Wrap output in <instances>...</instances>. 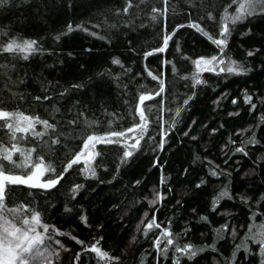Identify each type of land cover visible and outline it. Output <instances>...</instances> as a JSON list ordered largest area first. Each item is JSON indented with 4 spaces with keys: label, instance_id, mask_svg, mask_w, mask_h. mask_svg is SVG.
<instances>
[{
    "label": "trees",
    "instance_id": "1",
    "mask_svg": "<svg viewBox=\"0 0 264 264\" xmlns=\"http://www.w3.org/2000/svg\"><path fill=\"white\" fill-rule=\"evenodd\" d=\"M155 2L156 0H153V3ZM222 2L223 0H204L205 6L198 12L202 15L210 8L215 11ZM173 4L177 5L174 20L171 11ZM74 5L72 8H66L64 0H29V3L20 8L0 10V28L22 33L24 38H36L42 49L52 48L57 53L53 56L42 51L27 62L15 61L18 70L9 75L13 79L17 75L23 76L24 71H27L28 75L24 84L17 86L10 83L9 86L18 87L27 96L29 93L39 94L40 83L37 77L41 81L59 80L66 85L67 82L84 81L91 76L92 83L80 92L73 93L72 98L80 99L82 103L88 104L96 117L101 116L100 105L103 101L104 107L108 109V112L104 114L106 122L108 118H111L112 112L117 110L120 113L126 112L128 105L124 104L125 100L134 108L138 90L151 89L155 86L156 82L151 77H147L146 73L143 76H137L135 80L131 79L136 72L143 70L144 63H148L154 71L163 70L165 72L168 98L164 101L162 116L165 121L169 122L175 118L174 111L170 114L169 109L182 104L184 95L189 91V87L185 86L189 81L184 78V73L194 68L190 61L182 56V53L187 52L193 57L210 55L214 54L216 46L201 33L185 25L184 28L177 30L165 53L153 54L146 61H142L139 54L147 51L151 46H158L159 38L156 33L161 25L146 22L150 18L142 13L135 17V27L120 24L118 29L107 32L104 28L105 18L107 17L110 23H119L120 17L114 13L113 9L122 7L123 0H74ZM169 5L168 27L171 30L174 23H182L188 19L187 10H191V6L188 0H169ZM213 5L215 7H212ZM157 6L161 5L157 3ZM140 7L145 13L148 11L143 4ZM232 7L234 8L235 5ZM89 18L92 20V30H97L95 25L101 24V29H99L101 36L106 33L110 35L111 43L102 39L101 36L93 37L82 30L62 34L59 41L55 39L57 33L66 31L65 25L69 21L75 24L86 22ZM192 18H196V10H193ZM141 23L144 24L143 27H140ZM245 25L247 21L237 24V30L233 31L229 38L228 48L232 58L248 61L249 72L227 74V79L222 78L225 74L218 76L216 73H203L202 75L209 80V84L197 85V95L189 102L190 107L182 111L176 127L165 138L164 149L156 148L159 140L156 119L159 118L158 113L161 107L157 104L156 107L151 108L150 112L146 107L151 122L149 135L153 138L149 140L146 136L145 140L141 141L142 148L133 153V157L129 158L127 164L119 161L122 155V145L98 144L97 150L102 155L97 156L94 162L96 177L86 176L79 171L83 168V162H80L79 165H74L73 169L65 173V177L61 180L62 187L58 184V190H48L51 193L50 198L45 192L33 190L38 192L36 199L40 201L41 207H44L45 201L50 204L47 210L50 219L47 222L55 223L61 228V233L56 234V238L61 239L68 247V250L61 252L62 264H70L72 255L83 247L78 240L72 239V236H78L85 240L86 244L92 242L94 236L97 238L102 236L100 246L105 250H110L114 255L121 256L118 264H141V261L142 264H155L154 257L157 252L150 246V241L152 232L156 231L158 234L162 228L150 230L149 236L144 237L142 233H136L135 224L144 210L149 211L150 217L152 211L157 208V220L166 224L171 219L173 233H181L182 242L205 245L215 240L219 251L225 257L230 255L233 244L231 238H218L211 230L213 226H219L227 218L224 215H216L211 210L212 197L223 187L225 177H212L207 185L200 187H196V184L200 179H207L211 176L208 172L209 161H214V165L211 166L219 165L218 171L225 167L231 171L228 182L231 184L233 193L247 192L253 196V199H256L261 192H264V163L257 166L256 172L244 175L246 171L254 167L253 161L264 153V123L259 122L261 114H264V103L258 100L257 95H253L252 100V103H256L255 109H251L249 104L243 102L244 89H247L249 93L264 95V19L257 18L252 21L251 33H246ZM85 26L88 25L85 24ZM209 31H211L210 27ZM242 32L245 34L241 35ZM127 40L133 41L138 50L137 53L130 52L126 46ZM176 41L180 44L179 51L174 46ZM253 46L260 50L254 57H247V50ZM67 52H73L75 55L69 57L66 55ZM113 57H119L124 66L114 64ZM160 58L175 62L178 73L171 72L170 64L162 65L159 62ZM57 59H63L64 64H56ZM2 63L4 60L0 57V64ZM53 65L56 66L53 67ZM80 65H84V68H80ZM126 66L132 67V73L126 71ZM97 73H101L102 76L97 77ZM117 73L120 75H116ZM3 82L4 80L0 79V93L7 96L8 92L3 87ZM123 84L128 85L127 89L123 88ZM56 90L58 91L59 88L57 87ZM225 92L228 94L227 98L220 99L218 107L213 101ZM173 95L177 99L173 100L171 98ZM233 97H239L235 105L231 103ZM158 100L159 97H153L145 101V105H152ZM53 103H57L55 99ZM66 103V100L61 101L57 106L66 105ZM8 106L13 107L12 104ZM20 107L23 110L25 105L21 104ZM238 107L239 112L237 113ZM33 109L42 118L60 119V114L52 115V107L46 101L35 103ZM63 110L62 107V112ZM228 112L236 114L229 116ZM128 119L129 117L125 115V121ZM192 120L196 123L192 124ZM115 123L123 122L115 121ZM249 124L254 126L259 124V126L249 129ZM37 127L39 129L41 126ZM212 128H216L217 131L212 132ZM237 128L247 129V131L236 132ZM253 130L260 143L248 145L249 155L247 157L243 154L232 153L228 164L225 165L223 161L226 157L222 153L227 149L224 145L227 144L229 148L234 147L229 137L237 140L238 143L246 141ZM185 131L188 135H183ZM81 144L82 139L77 136L70 139L65 151H61L59 146L56 147L55 153L45 151L46 159L50 157L59 169L61 164L74 154V151L79 150ZM197 154L201 157L200 160H196ZM204 157H209V159L205 160ZM157 160L159 163H156ZM236 161H239V168L236 167ZM104 164L107 165L106 168L102 166ZM117 164H120L118 172L116 171ZM185 168L188 169L187 173L184 172ZM162 175L163 182H161ZM136 179L141 180L139 185L133 183ZM73 183L84 185L75 195L70 191ZM26 188L27 186H17V194L19 195ZM154 188L157 191L166 192L167 195L157 205H149L145 197L151 199ZM177 201L180 203L178 204ZM65 203L70 208L68 212L63 207ZM221 205H225L227 210L236 217L237 226L245 224L249 219L247 207L238 199L228 200L225 197L217 207ZM193 208L196 212L192 211ZM197 214L207 216L211 223L202 220ZM81 216L87 217L91 227L81 221ZM256 220L259 221L260 217L257 216ZM146 221L147 218H145ZM186 222L187 225H191V229L185 236L181 230L186 228ZM97 225H103V227L98 228ZM133 234L137 235L135 242L130 240ZM238 234L242 237L244 230L238 228ZM88 253L87 256L81 253L84 264H89L95 255L90 252V249ZM171 255L170 252L169 258L164 259L163 264H175L170 258ZM213 256H217V253L205 248V251L198 253L190 264H211ZM181 264H184L183 259Z\"/></svg>",
    "mask_w": 264,
    "mask_h": 264
},
{
    "label": "snow or ice",
    "instance_id": "2",
    "mask_svg": "<svg viewBox=\"0 0 264 264\" xmlns=\"http://www.w3.org/2000/svg\"><path fill=\"white\" fill-rule=\"evenodd\" d=\"M29 3V0H0V10H8L12 8H20L22 5ZM157 3L161 6H157ZM143 4L148 11L145 13L140 7ZM191 10L188 11V19L182 23H174L169 30L168 15L170 11L169 0H123L122 7H114L113 11L120 17L119 23L108 22L105 18L104 28L107 32L113 29H118L120 24L130 25L135 27V17L142 13L147 16L153 25H161L156 35L159 38L158 46H151L147 51L139 54L142 61L153 54L165 53L169 48V42L177 33L178 29H182L185 25L206 37L212 44L216 46L214 54L210 55H196L195 57L189 56L187 52L182 53V56L190 61L194 66L192 70L184 73V78L189 81L186 87H189L182 99V104L177 105L174 109H169V112L174 111L175 118L165 121L162 116L164 101L168 98L166 95L168 89L166 87L165 72L163 70L157 72L149 67L148 63L143 64V70L136 72L131 79L135 80L137 76H143L146 73L147 77H151L155 81V86L151 89L143 88L138 90V97L136 98L135 107L127 100L124 101L128 105L126 112L120 113L118 110L112 112L111 118L105 122L104 114L108 109L104 107L101 101V116L96 117L95 112L89 108L88 104L82 103L80 99L72 98L73 93L80 92L92 83V77L89 76L84 81L77 80L75 83L67 82L66 85L62 84L59 80L41 81L39 77L37 80L40 83L39 94L29 93L27 96L19 90V88L10 87L12 85H22L27 78V71L24 75H17L15 79L9 73L17 71V63L15 61L23 60L29 61L36 54L42 51L48 52L53 56L57 53L54 49H42L36 38H24L22 33L11 32V29L0 28V57L3 58L4 63L0 64V79H3V87L7 89L8 95L4 96L0 93V264H62L61 252L68 250L66 244L61 239L56 238V234L61 233V228L57 227L55 223H48L50 219L47 215L48 201L44 202V207L40 206V201L36 199L38 192H45L46 195L51 197L48 190H58L57 185L61 187L62 178L69 169H73L74 165H79L83 162V168L79 169L84 175L96 177L97 171L94 165L97 156H101V152L97 150V145H122V155L119 157L121 163L127 164L129 158L133 157V153L142 148L141 141L145 140L147 136L149 140L153 137L149 135V114L146 112L148 107L149 112L151 108L160 105V112L156 123L159 128V140L157 142V149H164L165 138L168 136L179 122V117L182 111H186L190 107L189 102L197 95V85H208L209 80L202 74L205 72L225 74L222 78L227 79V74H240L249 72L247 66L248 61L236 60L230 56V49L228 48L229 38L233 31L237 30V24L247 21L245 25L246 33L252 32V21L260 18L264 19V0H223L219 8L215 11L211 8L199 14L198 10L204 7V0H188ZM235 5L233 8L232 6ZM66 8L74 7V0H64ZM212 7H215L214 5ZM177 5L171 6L173 13V20L175 18ZM135 10V11H133ZM193 10H196V18L193 17ZM39 12V7L37 8ZM103 15V13H101ZM87 24L88 26H85ZM92 20L89 18L86 22L73 23L69 21L65 25V32L57 33L55 39L60 40L62 34L71 33L74 30H82L89 33L93 37L101 36V24H96L97 30H92ZM144 24L141 23L140 27ZM209 27L211 31H209ZM11 33V34H10ZM242 32L241 35H244ZM102 39L111 43V36L107 33L101 36ZM131 53H137L138 50L134 46L132 40H127L126 45ZM174 46L179 51L180 44L178 41L174 42ZM260 49L253 46L246 52L247 57H254ZM91 51V49H87ZM67 56L71 57L75 54L67 52ZM112 61L116 65H123V61L119 57H113ZM162 65H171V72L178 73L177 65L175 62L167 58H160L159 61ZM56 64L63 65V59H57ZM56 65H53L55 67ZM84 68V65H80ZM107 71V70H106ZM126 71L132 73V67L126 66ZM101 77V73L96 74ZM116 75H120L117 73ZM6 77V79H4ZM102 82V81H101ZM51 86V87H48ZM57 87L59 90L57 91ZM128 85L123 84V88L127 89ZM243 102L249 104L251 109L256 108V103H252L253 95H257L258 100L264 103V95L256 93H249L247 89L243 90ZM227 93H221L217 100L213 103L218 107L219 100L227 98ZM153 97H159V100L152 105L146 106L145 101L151 100ZM173 100L177 99L176 96L171 97ZM56 100V104L53 103ZM239 97H233L231 103L235 105ZM67 101L66 105L57 106L61 101ZM48 102L52 107V115L60 114V119L42 118L41 115L33 109V105L37 102ZM12 104L13 107L8 105ZM25 105L22 110L20 105ZM63 107V112H62ZM239 107L237 108V113ZM236 113L228 112L227 115L232 116ZM125 115L129 117L125 121ZM115 121H122L123 123H115ZM259 122L264 123V114H261ZM192 124L196 121L192 120ZM125 124L127 126H125ZM167 124V127H165ZM41 126L39 129L37 126ZM223 126V125H221ZM257 125L249 124V129L258 127ZM216 132V128L211 129ZM236 132H246L247 129L237 128ZM183 135H188V132H183ZM79 136L82 139V144L79 146L78 151L67 158L66 162L61 164L58 169L53 160L49 157L46 159L45 151L55 153L56 147L59 146L61 151L67 149L70 139ZM231 140L234 147L229 148L227 144L224 147L227 149L222 154L226 157L223 161L225 165L228 164V159L231 158L232 153L243 154L245 157L249 155V144H259L260 141L256 139L255 130L246 141ZM146 143V141H145ZM199 154L196 155V160H200ZM208 160L209 157H204ZM156 163H159L157 160ZM214 161H209L208 172L211 173L207 179H200L196 187L207 185L212 177H225L223 187L212 197L211 210L216 215H224L227 217L219 226H213L211 229L218 238L228 237L233 241L232 251L230 255L225 257L219 251L214 240L211 244L195 245L191 242H182L181 233H173L172 223L169 219L166 224L157 220L156 210H153L149 217V211L144 210L142 216H138V222L135 224L136 233H142L144 237H148L150 230H160L157 234L156 231L152 232V239L150 246L154 248L157 255L154 257L155 264H163L164 259H168L171 255V260L175 264H181L183 259L184 264H190L197 256L198 253H203L205 248L211 249L217 253V256L212 257L211 264H264V192H261L256 199L247 192L233 193L231 191V184L228 179L231 177V171L228 167L220 169L219 165H215ZM236 167L239 168V161H236ZM264 163V153L259 155L253 161L254 167L244 173L248 175L251 172L257 171V166ZM107 167L106 164L102 165ZM120 164H117L116 171H119ZM163 166L161 165V168ZM76 169H74L75 171ZM188 169L185 168L184 172L187 173ZM207 175V174H206ZM115 179V176L113 177ZM164 181L163 175L161 182ZM134 184L139 185L140 179L133 181ZM17 186H27V188L17 194ZM82 183H73L70 186V191L73 195L83 188ZM169 190H170V186ZM166 192L157 191L153 189V196L151 199L145 197L149 205H157L162 202ZM225 197L228 200L238 199L248 209V220L245 224L237 226L236 217L227 210L225 205H220V202ZM179 204L180 201H177ZM65 211H70L67 203L63 205ZM196 212V209H192ZM202 220H208L207 216L202 214ZM259 216L260 220L257 221L256 217ZM145 218L147 221L145 222ZM81 221L89 225L86 216L80 217ZM187 225V222H186ZM143 226V227H141ZM102 228L103 225H97ZM238 228L244 230L243 236H239ZM191 225H187L182 229L183 235H187L190 231ZM69 235H71L69 233ZM163 238V239H162ZM72 239L78 240L82 245L70 258V264H84L81 253L89 255L88 250L95 254L89 264H118L121 256L114 255L110 250H105L100 246V241L103 240L102 236L93 237L92 242L87 243L85 240L80 239L78 236H72ZM132 242L137 241V235L130 236ZM238 253L240 256L238 257ZM219 257V258H218ZM142 264V261H141Z\"/></svg>",
    "mask_w": 264,
    "mask_h": 264
}]
</instances>
